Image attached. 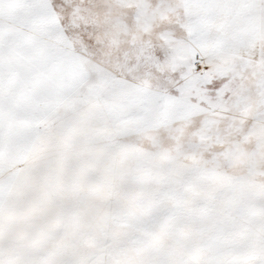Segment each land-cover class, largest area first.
I'll return each mask as SVG.
<instances>
[{"label": "snow or ice", "instance_id": "obj_1", "mask_svg": "<svg viewBox=\"0 0 264 264\" xmlns=\"http://www.w3.org/2000/svg\"><path fill=\"white\" fill-rule=\"evenodd\" d=\"M0 264H264V0H0Z\"/></svg>", "mask_w": 264, "mask_h": 264}]
</instances>
